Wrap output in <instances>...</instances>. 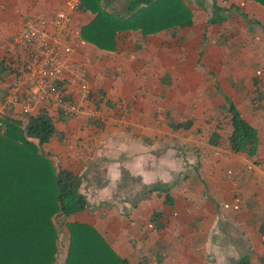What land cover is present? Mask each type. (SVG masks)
Here are the masks:
<instances>
[{"label": "crops", "instance_id": "1", "mask_svg": "<svg viewBox=\"0 0 264 264\" xmlns=\"http://www.w3.org/2000/svg\"><path fill=\"white\" fill-rule=\"evenodd\" d=\"M127 1L103 4L125 13ZM185 1L193 24L148 34L139 49L137 32L123 33L115 52L81 36L72 42L61 85L80 110L55 123L71 130L70 139L53 137L43 149L80 175L88 207L61 225L60 264L66 222L93 226L127 264H264V7ZM65 2L0 0V57L27 18ZM214 4L227 15L222 23H208ZM93 16L76 12L70 28ZM5 86L0 80V111L19 115ZM226 99L257 130L254 155L229 147ZM170 120L191 127L173 130ZM211 131L222 135L218 146L205 140ZM158 182L172 184L171 203L146 193Z\"/></svg>", "mask_w": 264, "mask_h": 264}, {"label": "trees", "instance_id": "2", "mask_svg": "<svg viewBox=\"0 0 264 264\" xmlns=\"http://www.w3.org/2000/svg\"><path fill=\"white\" fill-rule=\"evenodd\" d=\"M104 0H80L77 12L89 11L93 18L79 27L81 38L99 51L115 52L123 33L137 32L142 39L133 44L141 48L148 34L167 30L176 33L193 24V12L185 0H129L125 13L106 8ZM264 7V0H253ZM213 5L208 23H222L227 15ZM125 38V39H124ZM15 54L10 46L0 57V80L7 87L14 78L12 63ZM5 86L4 91L7 89ZM231 125L227 137L233 151L256 153L257 130L240 114L228 99L224 105ZM61 113L40 109L26 115L4 114L0 120L6 130L0 133V264H60L58 263L61 225L71 214L88 207L79 191L81 178L73 170L55 164L43 145L53 137L70 139V129L58 130ZM24 123L25 128L21 129ZM173 130L189 129L191 121H168ZM205 140L213 146L221 143L216 131L206 133ZM172 184L158 182L147 192L164 195L171 203ZM153 214V220L156 215ZM63 216V218H61ZM156 227H160L156 223ZM68 239L66 255L61 264H127L101 234L91 225L66 222ZM264 261V257L262 258ZM240 264H248L243 258Z\"/></svg>", "mask_w": 264, "mask_h": 264}, {"label": "built area", "instance_id": "3", "mask_svg": "<svg viewBox=\"0 0 264 264\" xmlns=\"http://www.w3.org/2000/svg\"><path fill=\"white\" fill-rule=\"evenodd\" d=\"M79 5L80 0H66L65 8L32 15L13 37L14 78L5 98L7 104L17 107L19 115L40 109L65 116L79 113L78 105L61 85L63 73L68 69L72 42L80 37L77 27L70 28ZM5 113V110L0 111V117ZM20 128H25L24 123ZM5 130L6 125L0 120V133Z\"/></svg>", "mask_w": 264, "mask_h": 264}, {"label": "rangeland", "instance_id": "4", "mask_svg": "<svg viewBox=\"0 0 264 264\" xmlns=\"http://www.w3.org/2000/svg\"><path fill=\"white\" fill-rule=\"evenodd\" d=\"M221 52L224 53L223 50H221ZM218 60H219V59H218ZM216 61H217V59H216ZM63 237H64V236H63V232H61V233H60V247H62L63 250H64V244H63L64 238H63ZM58 263H59V262H58Z\"/></svg>", "mask_w": 264, "mask_h": 264}]
</instances>
